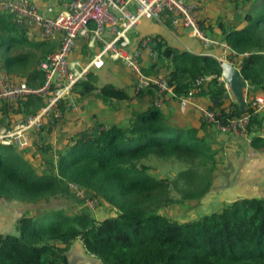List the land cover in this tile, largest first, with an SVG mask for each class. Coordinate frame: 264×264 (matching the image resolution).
Instances as JSON below:
<instances>
[{
    "label": "trees",
    "instance_id": "obj_1",
    "mask_svg": "<svg viewBox=\"0 0 264 264\" xmlns=\"http://www.w3.org/2000/svg\"><path fill=\"white\" fill-rule=\"evenodd\" d=\"M240 2L244 12L239 24L222 29L221 38L232 51L225 59L250 86L242 112L250 117V142L263 147L264 139L257 135L262 119L249 101L255 95L264 98V0ZM10 19L0 13V72L39 86L37 63L58 46L27 39ZM151 40L157 56L150 67L154 75L166 78L173 94L166 95L169 99L178 101L193 91L195 98L207 100V108L231 109L222 121L242 114L236 103L223 99L227 89L220 81L222 70L216 58L178 50L160 35ZM142 72L152 75L151 70ZM197 78L206 80L194 86ZM70 92L78 105L91 100L81 106L90 110L89 122L80 121L79 126L76 119L72 130V126L64 132L56 129L53 140L50 127H42L37 140L22 150L0 144V199L39 206L70 195L82 210L63 207L21 216L15 221L16 235L0 233V264H68V253L77 241L99 264H264V199L223 203L217 212L188 222L162 213L170 203H197L209 192L219 157L202 134L208 125L180 127L153 99L140 104L146 96L156 95L154 89L137 93L133 89L136 96H132L112 84L99 86L95 72ZM121 104L128 107L129 118L107 114V106L119 110ZM44 106L36 96L15 104L0 103V125L13 117L12 123L1 126L11 129ZM66 111L54 123H66L72 114L64 115ZM152 158L172 160L180 168L160 178L146 164ZM69 183L97 200L95 210L105 207L110 214L95 219L94 210L83 207V201L68 189Z\"/></svg>",
    "mask_w": 264,
    "mask_h": 264
},
{
    "label": "built area",
    "instance_id": "obj_2",
    "mask_svg": "<svg viewBox=\"0 0 264 264\" xmlns=\"http://www.w3.org/2000/svg\"><path fill=\"white\" fill-rule=\"evenodd\" d=\"M200 9V0H68L58 11L53 7L41 11L29 0H0V13L8 14L11 23L22 29L27 39L51 42L56 36L59 38L57 50L37 63L41 85L29 86L24 80H14L0 72V103L15 104L27 96H36L45 102L35 115L24 117L13 128L0 127V144L17 150L30 147L32 133L39 131L44 123L52 124L61 119L65 109L75 113L77 104L70 90L76 83L86 80L90 72L101 69L107 60L120 62L133 74L136 93L154 89L153 104L161 107L164 96H173L171 87L162 76H145L140 66L143 56L150 59L157 56L151 45L152 36L139 35L134 41L129 34L144 21L156 22L173 30H186L205 49L220 46L223 53L232 52L225 42L213 39L201 28ZM79 39L88 42L93 54L85 59H70ZM217 60L227 61L222 57ZM205 80L197 78L194 86ZM220 81L228 89L222 77ZM178 99L181 112L191 106L200 113L202 123L249 139V115L242 113L222 121L223 116L231 112L230 108L201 107L196 103L193 91ZM249 103L256 113L264 108V98L259 95L252 97ZM68 189L83 201V207L96 209L97 200L86 195L83 189L73 183L68 184Z\"/></svg>",
    "mask_w": 264,
    "mask_h": 264
},
{
    "label": "crops",
    "instance_id": "obj_3",
    "mask_svg": "<svg viewBox=\"0 0 264 264\" xmlns=\"http://www.w3.org/2000/svg\"><path fill=\"white\" fill-rule=\"evenodd\" d=\"M29 1L35 4L41 11H45L48 7H53L55 11H58L68 0ZM212 1L216 2L215 0ZM202 6L204 7L202 8ZM220 6L221 3H216V8H219ZM226 6L227 4L224 2V8H226ZM242 16L243 13H241V15L227 14L226 20L221 19L220 15H218V12H211L205 3L201 5L199 13V19L202 23L205 33L213 39L221 42H223V39L221 38L222 29L228 30V28H234L239 24ZM141 26L129 34V37L134 39V41L139 35L151 36L150 34L143 32V28L145 27L146 29L151 28V30L155 31L156 34H152V36H162L168 45L178 50L188 51L196 55H207L211 57L214 56L216 59L220 57L225 58L226 54H228L223 53V50L220 46H214L209 49H205L197 40L190 37L188 32L183 29L173 30L172 28L169 29L167 26L163 27L161 24L150 21L145 22L144 25ZM51 42H53L54 45H58L59 38L56 36L51 40ZM92 54L93 51L88 46V42L86 40L79 39L76 42L70 59H85L89 58ZM154 60L155 59H150L147 56H143L140 59L141 68L144 70H151V74L154 75L155 69L154 67H150L154 64ZM95 74L97 75L99 86L112 84L126 90L130 95L133 96L131 92H133L134 89L135 78L133 74L120 62L107 60L101 69L95 71ZM150 98L153 99L154 95H148L141 99L142 101L140 104L147 105ZM90 101L91 100L87 101L86 103L82 102L81 105H78L77 103L80 112L77 111L70 114V118L66 123H63V121L61 124H59L57 131L64 132L65 129L70 126L72 127L69 130H72L74 127H76V125L73 124V121L76 119H78L77 124L79 126L80 121L83 123L89 122V117L91 116L89 112L90 110L83 109L81 106L89 104ZM195 101L201 107H207L209 104L207 100L200 98H195ZM228 102L235 103L232 96L229 97ZM226 105L227 104L223 106ZM120 106H122V104ZM162 109L165 115L170 118L171 122L172 120L177 121L180 127H200V113L191 106H188L184 112H181L179 110L178 101L169 99L167 96L163 100ZM67 112L69 111L67 110L64 115ZM257 114H259V118L262 119L263 125L257 135H262L264 138V108L258 111ZM117 116L118 119L121 118L122 113L118 114ZM208 127L202 132V134L204 135L207 143L211 145V147L217 152L219 157V166L215 169L209 192L202 199L208 200L209 203L215 205V209H219L220 205L223 203H230L240 199H264V146L253 147L249 139L245 137L236 136L228 132H221L211 126ZM198 135H200V133ZM34 140L35 139H32V142H34ZM50 202L46 205L33 206L30 204L21 205L17 202L0 199V233L5 234L10 232L15 226V220L30 211L61 209L57 206H52ZM99 212H101V216ZM91 214L96 217L95 219L101 221L110 214V209L102 207ZM74 248L76 250L80 249L82 252H84L81 244L78 241L73 243L69 253Z\"/></svg>",
    "mask_w": 264,
    "mask_h": 264
},
{
    "label": "rangeland",
    "instance_id": "obj_4",
    "mask_svg": "<svg viewBox=\"0 0 264 264\" xmlns=\"http://www.w3.org/2000/svg\"><path fill=\"white\" fill-rule=\"evenodd\" d=\"M215 1L216 2H213L212 0H201L200 4L202 5L205 3V5H207V7L210 9L211 12H214V13L218 12V15H220L221 19H226L227 14L241 15V13L244 12V9L242 8V4L240 0H215ZM224 2L227 4L226 8H224ZM216 3H221V6L219 8H216ZM203 7L204 6H202V8ZM145 22H148V21H144L142 25H144ZM143 32H146L147 34H150L151 36L152 34H156L155 31L151 30V28L146 29L145 27L143 28ZM131 93L133 94V96H136V93H133V92ZM106 108H107L106 112L110 116H114L115 114L122 113V116L124 118H129L128 107H125V105L120 106L119 110L117 106L115 108L107 106ZM5 120L6 121L3 124H1L0 127L3 125H6V122L12 123L13 117L5 118ZM172 122H174V124L176 123L177 125H179L177 121L175 120H172ZM61 123L62 122H57V123H52V124L44 123L43 127H50V130L52 131V134L49 136V139L51 140L55 139L56 129ZM37 137H38V131L33 132L32 139L37 140ZM146 164L149 166H152L154 173L157 174L160 178H162L163 176H167V175H173L180 168V165L177 162H174L172 160L163 161V160L152 158L148 162L146 161ZM62 197H57L56 199H53L50 202L51 205L57 206L58 208H61V209L63 207H67L71 209L72 208L75 209L77 207L76 211L82 210L81 205L79 204L76 205L77 202L73 196L69 195V196H62ZM171 198H174L175 201H178L176 200L177 199L176 195H171ZM218 210L219 209H215V205H213L212 203H209L208 200L201 199L197 203H175V202L170 203L168 207H165L162 210V213L165 216L172 218L178 222H188V221L196 220L205 214L217 212ZM95 211L96 210L91 211V212L93 213ZM99 214L101 216V212H99ZM8 233L12 235H16L17 233L15 230V227L12 228L11 231ZM68 264H99V261L93 257L87 256L80 249L76 250L74 248L72 249L70 253H68Z\"/></svg>",
    "mask_w": 264,
    "mask_h": 264
},
{
    "label": "water",
    "instance_id": "obj_5",
    "mask_svg": "<svg viewBox=\"0 0 264 264\" xmlns=\"http://www.w3.org/2000/svg\"><path fill=\"white\" fill-rule=\"evenodd\" d=\"M221 66V77L225 81L228 91L223 95V99L227 100L233 97L238 105V110L242 113L246 106V95L250 88L247 81L243 79L238 68L234 67L227 61H219ZM215 104L218 100L213 101Z\"/></svg>",
    "mask_w": 264,
    "mask_h": 264
}]
</instances>
